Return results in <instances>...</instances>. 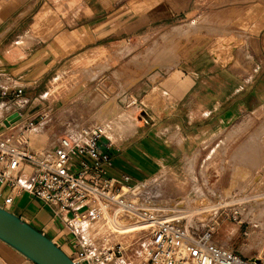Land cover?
<instances>
[{
  "label": "crops",
  "instance_id": "obj_1",
  "mask_svg": "<svg viewBox=\"0 0 264 264\" xmlns=\"http://www.w3.org/2000/svg\"><path fill=\"white\" fill-rule=\"evenodd\" d=\"M198 1L0 0V89L23 88L14 101L0 97V131L4 129L1 123L6 126L5 120L15 113L22 119L25 113H36L45 121L43 112L52 108L44 96L56 76L66 78L100 61L126 39L162 31L176 18L194 16ZM175 27L185 28L173 26L168 33ZM247 32H251L248 55L240 66L237 60L223 66L214 58H205L192 64L191 71L182 66L161 73L154 82L141 78L134 83L128 95L135 101L132 108L139 107L140 119L133 131L115 135L105 126L116 140L110 138L112 147L107 152L112 158L108 175L117 184L123 183L121 176L126 174L128 184L140 186L160 172H178L188 179L177 182L184 190L192 184L186 172H193L199 183L219 189L247 182L252 169L261 163L255 153L256 138L264 130V24L257 22ZM123 47L131 48L126 43ZM164 58L177 62L169 49L156 62ZM106 92L108 98L114 93ZM72 122L90 124L81 117ZM37 127L28 135L33 151L52 146L59 136L50 140ZM4 167L0 164V170ZM29 171L30 167L21 164L22 175ZM10 193L13 200L8 210L67 250L64 229L49 209L0 182L1 204ZM0 264L33 263L0 242Z\"/></svg>",
  "mask_w": 264,
  "mask_h": 264
},
{
  "label": "rangeland",
  "instance_id": "obj_2",
  "mask_svg": "<svg viewBox=\"0 0 264 264\" xmlns=\"http://www.w3.org/2000/svg\"><path fill=\"white\" fill-rule=\"evenodd\" d=\"M197 4L198 10L194 16L176 18L162 31L136 37L131 41L126 39L121 47L126 43L131 48H113L109 55L100 61L85 66L67 75L66 78L62 75L56 76V80L49 82V87L52 88L44 96L52 108L49 112H43L45 121H40L36 113H25V116L34 115L37 123L40 122L37 129L42 128L46 131L50 140L55 135H65L72 126L69 122L76 117H81L86 121L85 123L101 124L104 126L105 135L111 138L106 133L105 126L115 116L107 115L106 104L111 98H115L114 106L117 113L131 109L133 118L135 114L139 115L137 111L139 107L137 110L132 108L135 107L133 96L129 98L130 94L128 95L139 79L148 78L150 82H154L161 73H169L182 66L191 71L192 64L196 65L205 58L206 60L214 58L223 66H229L232 61L237 60L236 63L240 66L244 56L248 55L247 43L251 36V32H247L248 28H255L257 22L262 21L264 24V0H200ZM186 25L188 26L185 27ZM173 26H184L185 29L169 34ZM176 29L177 27L174 28ZM166 33H168L166 37H162ZM165 49H169L171 57L177 58L176 63L169 58L156 62L157 56L159 58ZM188 61L191 67L185 65ZM91 71L95 74H89ZM108 90L114 92L109 98L106 92ZM116 94L117 96H114ZM0 109H2L1 103ZM1 114L0 112V116ZM97 114L101 115L100 119L97 118ZM138 122L129 117L125 124L135 127ZM121 133L131 132L121 131ZM261 133L256 138L257 153H255L257 160L261 158V163L252 169L253 172L247 182L229 189H219L199 183L193 172H186L192 184L184 190L177 182L182 183L188 179L181 177L178 172H160L162 178L157 180L154 187L152 186V191L150 188L147 189L154 196L152 201L155 206L161 201L166 202L178 196L191 197V207L203 210L189 219H186V215L169 219H176L187 226L203 225L212 219L216 222L214 239L218 243L236 249L249 258L263 256L264 145L261 143ZM113 142L116 140L114 139ZM138 189L144 190L143 187ZM155 212L157 214V211ZM164 213L159 211L157 215H165ZM123 224L120 225L121 228ZM123 229H121L123 232L128 233L123 239L132 241L133 250L140 252L144 241L141 239L135 243L134 234H129L132 231ZM244 230L247 231V236H242ZM223 241L227 244L224 245ZM131 259L137 264L141 258L134 255Z\"/></svg>",
  "mask_w": 264,
  "mask_h": 264
},
{
  "label": "built area",
  "instance_id": "obj_3",
  "mask_svg": "<svg viewBox=\"0 0 264 264\" xmlns=\"http://www.w3.org/2000/svg\"><path fill=\"white\" fill-rule=\"evenodd\" d=\"M22 93L20 86L0 89V97L9 96L11 101ZM19 116L6 126L1 123L0 164L5 167L0 182L49 209L64 229L63 244L69 245L64 251L75 264H135L134 255L141 258L137 264H264V255L249 258L218 243L212 219L187 226L158 216L151 191L162 175L137 186L128 184L130 177L123 174V183L117 184L108 175L112 158L107 150L112 141L101 124L72 122L52 146L33 151L28 135L38 123L34 117ZM21 164L30 167L29 173H20ZM12 200L10 193L0 205L7 207ZM123 223L141 225L129 232L135 243L144 241L140 252L133 250L132 241L123 239L128 234L118 227Z\"/></svg>",
  "mask_w": 264,
  "mask_h": 264
},
{
  "label": "water",
  "instance_id": "obj_4",
  "mask_svg": "<svg viewBox=\"0 0 264 264\" xmlns=\"http://www.w3.org/2000/svg\"><path fill=\"white\" fill-rule=\"evenodd\" d=\"M19 117L18 113L10 115L5 124ZM0 242L33 264H75L52 239L1 205Z\"/></svg>",
  "mask_w": 264,
  "mask_h": 264
},
{
  "label": "bare ground",
  "instance_id": "obj_5",
  "mask_svg": "<svg viewBox=\"0 0 264 264\" xmlns=\"http://www.w3.org/2000/svg\"><path fill=\"white\" fill-rule=\"evenodd\" d=\"M189 28H191V25H189ZM183 29H185V28L177 27V29L176 30L173 29L172 32H179V31H181ZM115 102H116V99L115 98H111L108 101V103L106 104L107 105V108H106L107 115L113 114V116H115V118L113 120H111L110 123L106 124L107 128L112 130L113 134H115V135H117L118 133H121V131L132 132L134 127L132 125H130V124H128V125L125 124V122H126V120L129 117L133 121L134 120L135 121H139V119H140L138 117L139 115L135 114L134 118H133V110H131V109H129V110L125 111V112H118V113H120V114H118L117 111H116L117 109L114 106ZM97 118L100 119L101 115L97 114ZM101 121H102V119H101ZM263 128L261 127L262 130H263ZM261 136H262L261 143H262V145H264V130H263V133H261ZM191 199H192L191 197L183 198V196H178V197H175L173 199H168L166 202L161 201L159 205H157V206H155L156 204L154 205L155 206L154 210L157 211V214H158L159 211L165 212L164 213L165 215H161V216H163V218H166V219L177 218V217H179L181 215H186V219L187 218L189 219L193 215L197 214L200 210H203L202 208L191 207ZM222 204H225V203H222ZM204 207H207V206H204ZM118 227H119L120 230L122 228H124L123 230L133 231V230L139 229L141 227V225L137 224V223L136 224L125 223V224H123L122 228H121V226H118ZM251 258H253V257H251Z\"/></svg>",
  "mask_w": 264,
  "mask_h": 264
}]
</instances>
